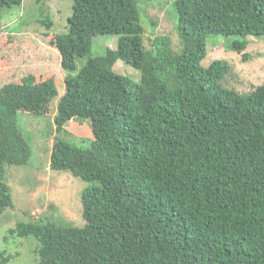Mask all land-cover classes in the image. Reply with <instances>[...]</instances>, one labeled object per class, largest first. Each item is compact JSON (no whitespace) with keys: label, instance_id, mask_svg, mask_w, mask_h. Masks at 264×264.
<instances>
[{"label":"trees","instance_id":"1","mask_svg":"<svg viewBox=\"0 0 264 264\" xmlns=\"http://www.w3.org/2000/svg\"><path fill=\"white\" fill-rule=\"evenodd\" d=\"M22 1L0 0V29L2 10ZM174 6L176 50L168 35L146 45L138 0H73L65 30L50 13L38 19L66 72L55 129L87 121L93 138L85 148L56 135L46 146L50 169L89 184L84 225L37 215L10 229L36 239L37 264H264V81L239 93L220 84L228 61L201 64L210 35L241 37L229 49L248 59L246 37L264 40V0ZM98 34L115 46L88 56ZM118 60L140 80L117 72ZM37 76L0 88V216L14 206L6 166L26 165L36 148L18 112L48 115L58 95L55 78ZM11 260L0 250V264Z\"/></svg>","mask_w":264,"mask_h":264},{"label":"rangeland","instance_id":"2","mask_svg":"<svg viewBox=\"0 0 264 264\" xmlns=\"http://www.w3.org/2000/svg\"><path fill=\"white\" fill-rule=\"evenodd\" d=\"M72 3L73 0H23L19 6L2 10L0 88L10 81H19L28 73L39 75L41 80L52 77L58 83V95L52 100L54 106L48 115H36L23 110L17 115L18 123L30 143L28 136L29 132H32L36 150L33 147L26 165L6 166L5 180L10 187L14 206L6 208L0 216V250H5L6 255H12L11 264H37L36 239L16 237L10 233V229L18 221L30 220L31 217L38 215L41 218L63 221L62 223L84 225L80 198L82 190L89 183L75 177L69 171L50 169V157L46 152V146L50 147L55 141V136L61 135L76 145L87 148L91 141L85 139H91L93 135L87 121L82 123L70 121L61 133L55 129L54 116L59 99L65 92L66 72L60 66L59 52L48 40L46 34L49 31L38 22V19L50 13L54 22L65 30L61 25L64 23L66 25ZM138 6L148 47L155 36L162 35L171 38L174 50L182 47L175 32L177 12L174 0H138ZM59 27L58 31L61 30ZM52 31H56V28L53 27ZM222 38H225V44L222 43ZM235 38L241 37L233 35L207 37L206 56L201 64L207 67L215 59L228 61L232 70L220 80V84L239 93H248L264 81V40L247 36L249 43L245 52L249 57L244 60L242 53L229 49L230 42ZM114 39L117 37L109 34L95 35L88 56L102 54L106 46L114 47ZM88 56L77 59L78 67L82 66ZM114 69L135 81L141 78L139 70L122 60L115 63ZM47 121L52 127L47 125ZM46 126L50 130L45 129Z\"/></svg>","mask_w":264,"mask_h":264}]
</instances>
